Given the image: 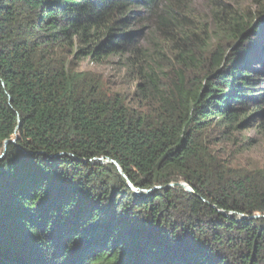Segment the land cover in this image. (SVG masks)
I'll return each instance as SVG.
<instances>
[{"label": "trees", "instance_id": "obj_1", "mask_svg": "<svg viewBox=\"0 0 264 264\" xmlns=\"http://www.w3.org/2000/svg\"><path fill=\"white\" fill-rule=\"evenodd\" d=\"M206 1L233 44L203 57L182 0H0V154L15 140L0 161V264H264V219H239L264 216V172L223 166L206 135L264 132V8L242 18ZM144 14L152 38L175 41L169 69L138 42ZM73 38L93 61H140L149 116L71 83L51 56ZM95 159L161 189L136 198Z\"/></svg>", "mask_w": 264, "mask_h": 264}, {"label": "rangeland", "instance_id": "obj_2", "mask_svg": "<svg viewBox=\"0 0 264 264\" xmlns=\"http://www.w3.org/2000/svg\"><path fill=\"white\" fill-rule=\"evenodd\" d=\"M182 2L185 9L181 14L187 18V25H185L188 27L187 30L190 32L197 31L199 37L196 40L199 39L206 46L205 52L202 54L203 57L213 51L218 44L223 47H229L233 44V41L230 42L225 37L216 36L212 33L213 23L209 2L206 0H182ZM213 2L226 6L242 18L246 16L253 18L255 11L261 7L264 8V0H213ZM149 17L145 14L142 15V18L144 20L147 18L148 21L132 26L133 30L139 33L138 42L144 50L148 51V54H152L157 50V46H160L162 52H159L158 55L153 53V55L156 54V59L161 57V60L157 62L159 65L162 64L161 66L165 67V70L166 68L169 69L176 62L175 41L173 43L172 41H164L159 37L152 38V19ZM72 40L55 45L51 56L53 63H62L66 68L72 79V84L88 86V88L98 91L106 97H118L129 110H135L143 117L150 115L151 101L142 92L143 73L137 58L132 66L126 65L125 56L118 55L106 56L98 61H93L89 56L80 52L83 47L76 43L75 38ZM258 43H263V40L258 41ZM165 70L164 74L167 73ZM194 73L199 72H194L192 69L185 70L187 77ZM260 80L259 86L264 89V79ZM206 135L210 140H213L210 144L212 155L223 166L239 171L264 172V132L254 128V125L241 127L223 138L220 135V129L212 123L207 128ZM107 164L109 163H102V165ZM111 173V177L118 178L120 176L125 180L117 170L111 171ZM106 180L109 182L108 177ZM110 183H113L112 178ZM160 189V187L145 190L137 188L136 193L131 189L129 190L136 198H147L151 193Z\"/></svg>", "mask_w": 264, "mask_h": 264}, {"label": "water", "instance_id": "obj_3", "mask_svg": "<svg viewBox=\"0 0 264 264\" xmlns=\"http://www.w3.org/2000/svg\"><path fill=\"white\" fill-rule=\"evenodd\" d=\"M8 144L15 145V140L6 141L4 143L3 149H2V153L0 154V161L3 160V158L5 157V152H6V148H7ZM91 163H99V164L109 163V164H112L116 168L117 172L126 180L127 187L129 189H131L134 193H136L137 188H135L133 185H131V183L127 180L126 176L123 174L120 166L116 162H114L112 160H109V159H107V160L95 159V160L91 161ZM172 187L181 188V189H183L185 192H187L189 194L192 193L191 189L186 184H184V183H172V184H170V185L167 186V188H172ZM220 213L222 215L226 216V217H229V216L232 215V213H228V214H225L224 212H220ZM260 218H263L264 219V216L254 215L252 217H245L244 215H239V219H260Z\"/></svg>", "mask_w": 264, "mask_h": 264}]
</instances>
